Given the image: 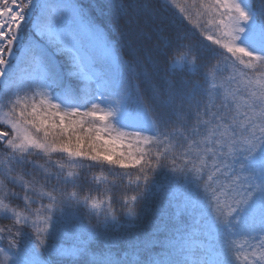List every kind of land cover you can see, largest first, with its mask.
I'll return each instance as SVG.
<instances>
[{"label": "snow or ice", "instance_id": "1", "mask_svg": "<svg viewBox=\"0 0 264 264\" xmlns=\"http://www.w3.org/2000/svg\"><path fill=\"white\" fill-rule=\"evenodd\" d=\"M108 9L0 0V264H264V0Z\"/></svg>", "mask_w": 264, "mask_h": 264}, {"label": "trees", "instance_id": "2", "mask_svg": "<svg viewBox=\"0 0 264 264\" xmlns=\"http://www.w3.org/2000/svg\"><path fill=\"white\" fill-rule=\"evenodd\" d=\"M81 3L90 9L92 15L97 17V19L106 26V31H109L110 38L115 40V34L111 33L110 28V14L108 9V0H81ZM125 56L127 58V51H125ZM3 131H9L7 128H0ZM179 179V178H178ZM182 183V181H181ZM93 222H95L93 220Z\"/></svg>", "mask_w": 264, "mask_h": 264}, {"label": "rangeland", "instance_id": "3", "mask_svg": "<svg viewBox=\"0 0 264 264\" xmlns=\"http://www.w3.org/2000/svg\"><path fill=\"white\" fill-rule=\"evenodd\" d=\"M1 130V129H0ZM3 131V130H2Z\"/></svg>", "mask_w": 264, "mask_h": 264}]
</instances>
